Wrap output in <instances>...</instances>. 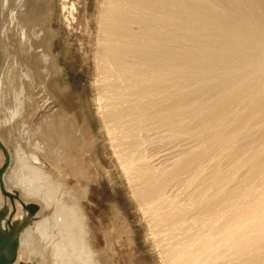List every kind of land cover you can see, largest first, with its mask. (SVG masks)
Here are the masks:
<instances>
[{"label":"rangeland","instance_id":"rangeland-1","mask_svg":"<svg viewBox=\"0 0 264 264\" xmlns=\"http://www.w3.org/2000/svg\"><path fill=\"white\" fill-rule=\"evenodd\" d=\"M205 1L184 0L183 2L182 0L181 3L182 8L181 6L180 8L177 9L170 8V11L166 9L164 16L160 13L158 9H156L159 11V13H156L155 16L156 18L159 17L163 18L168 16L172 18L170 19L168 17L169 22L167 23L166 22L161 23L155 17L153 18V20L155 19L153 23V21L151 22V20H147L146 18L142 17L145 16L142 8H141L142 12L139 9L138 10L136 9V11H134L135 8H133V12H132L133 16L138 13L142 18H144L143 20L146 21V22L144 21L145 22L144 23L141 20L142 18H140L139 16V20L143 22L144 27L141 26L142 25L141 21L137 22L138 19L136 18V16L138 17V14L134 17L130 15L129 22L131 23L128 22L129 23L128 31L124 33L121 32L120 30L121 32L120 35H123V33L128 34L129 38L132 35L131 39L133 40L135 39V37H137L136 41L138 40L139 41L135 45L140 47L139 49L140 51L134 48L135 50H131V52L126 53V57L125 54L123 55L124 58L121 56L120 57L121 60L119 61L124 60V62L126 63L128 62L126 67L128 66L129 67L128 69L126 68L124 69L126 71L123 70L119 71L120 69L118 66L117 69L115 68V66L114 67L111 66L113 64H109V63L104 64L105 61L101 62L104 60L103 56L104 58L106 57L105 59L108 58L104 53L102 47V43H103L102 41H103V36L105 34L104 29L106 28L105 27L106 25L104 26V24H106V21L110 19L111 15L113 16V11H114V9L107 6V2L110 3L109 0H28L29 6L32 5L34 11L37 12V14L40 13L39 18H41V20L40 19L39 20L42 23L44 22L43 23L44 31L49 36V37L47 36L48 59L49 61L51 60V62L54 63L52 64V66L51 64L49 65L51 69H49L50 71L48 70L50 74L46 79V83H45L46 88L44 89H46V92L44 91L45 92L44 95H39V102L32 100L34 99L33 93L27 94L26 93L27 91L26 92L23 91L22 89L23 84L20 77H18L17 79L16 75H11L12 67L9 66L10 63L6 65L9 61L4 64V61L7 60V55L4 56L0 49V68H2L1 69L2 77L3 79L5 78L4 81L7 82L6 83L7 87L3 91V95L7 94L9 96L10 94L11 96L9 100L7 99L5 100L4 98L2 99L3 103L2 101L0 102V123L5 124V122H7L5 120L15 119L14 122L10 123V126H13L12 127L13 135L15 136V139L17 138V140H19L18 142L20 143L22 149L27 155L25 161L31 160L30 157L31 154L37 155L40 158L42 166L50 173L51 180H53L52 183L57 184L50 186L48 185V187H55V186L66 187L67 189L70 188L74 189L77 192L76 198L81 204V207L84 211V215L86 217L88 230H89V241L91 244V248L94 250V258L96 257L95 263L97 262L96 264H164L166 263L164 259V255L162 254L164 252L163 247L168 241H166L165 239L166 242H164L162 236H158V235L157 236L155 235L156 237L154 236L152 231V229L154 230V227L151 228L152 225L154 226V221L152 220L153 218L149 214H145L144 207L138 204L137 202L138 200L136 199L137 197H135L137 195L136 191L138 189L136 182L138 181V179L137 180L135 179L136 177L139 178L137 175L138 172L141 173L144 172L143 170L145 171L148 170L149 173L151 171V170L149 171V168H151L152 171L151 173H149V175L156 173H157L156 175H158L160 173L159 174L160 179L157 180L156 183L154 182L155 184L153 183V185L151 186L152 188L155 189V192H157L156 194L157 197H159L156 199L153 198V200L155 199L157 202V203L155 202L153 206L155 205L157 207L160 201L161 202L164 201L163 200L164 198L172 205L175 204L173 205L175 207V211L176 209L181 210L182 208H184L182 209L184 211L186 210L184 212V215L186 213L184 218L187 217L184 227L190 225L197 226V223L196 224L195 223L192 224V223L197 221L199 218H208L209 221L210 219H212V214L210 213L212 211V206H214L213 196L219 189L220 190L224 189L223 191L219 190L220 192H222L219 195L220 197L219 199H221V197H225L223 199L226 200L227 198L228 203L227 204L224 203L226 201H224L223 203L226 204V206L228 205L231 206V207L229 206V208L226 207L225 211L221 209V211H224L221 212L222 214L224 213V217L222 218V220L226 219L227 221L229 216H230L229 219H231L232 214L231 213L228 214V213L232 212L231 210V208H233L232 206H234V208H237L238 207L237 202L240 203V200H243V198L241 199V197H245L246 192L247 193L250 192L249 187L250 186L254 187V185L251 182L250 183L252 185H249L250 183L247 185V183L249 182L248 181L249 174L253 169L252 168L253 166L251 165L252 164L254 165L255 163L254 159L251 156H253V153L254 154L256 153L254 150L257 151L258 149H260L264 143L263 123L259 121L249 122V123H247L248 121L246 122L243 121L244 119L247 120L245 117V112H244L245 110L241 111L242 105L239 103L238 106L240 105V107L239 108L237 106L235 107V105H237L236 104L237 102L235 103L232 101L234 100V98L238 96V95L236 96L235 94L238 92H234L233 85H231L233 83H231L230 81H226L227 82L226 85V82H217L216 80H214L215 81L214 82L212 79L211 83L214 82L213 83L214 85L208 82L207 80L206 82L208 84H206V86H204L203 88H199L198 73L200 71L198 68L191 69L189 67V64L187 63L188 52L194 51L193 54L198 53L202 43L198 38H192L187 34V29L189 25L195 26L194 28H196L195 30L197 31H200L202 29V31L209 30V32H211L213 31L212 29L216 28L215 26L217 25L216 18L217 16H220L217 15L219 14L218 12L221 13V11H225L224 7H227L223 0H221V2L223 1L222 3H224V6L220 2V0L217 1L205 0ZM196 2L199 3V5L196 4ZM200 2L202 3V5ZM8 3H11V5L15 4L13 0H9ZM8 3H7V7L6 5L2 6L0 4V12L1 10H3V8H5V10L6 8L10 9ZM206 4L208 5L207 7ZM183 7L185 9H183ZM201 7H205L207 11L212 10V12L209 13H211L213 17L211 15H209L210 17L208 16L205 17L204 14H201L202 13ZM139 11L141 13H139ZM167 11H169L170 14H168ZM178 11L179 12L182 11L181 13L183 14L179 13ZM185 12L189 14L191 17L185 15L186 14ZM228 12H230V10ZM104 13L107 15V17ZM152 13L154 14V12ZM174 13L175 15L173 16ZM197 14L199 15L201 14V15L198 16ZM207 17L208 20L210 19L211 21L206 20L207 22L205 21L206 23H204V19L205 18L207 19ZM2 18L3 17L0 15V27H2L3 25ZM179 21H181L182 23ZM11 23H12V19H11ZM156 23H158V25ZM186 24L188 25L186 26ZM212 24L215 27H212ZM113 25L115 27H118L117 24L116 25L113 24ZM199 25H201V27ZM151 26L155 28H151ZM182 26H184L185 28H183ZM7 27L9 29L11 25ZM142 27L145 32L140 31L142 30ZM146 27L147 28L150 27V29H152L151 30L152 33L150 31L148 32V30L150 29L148 28L147 30ZM8 29L4 28V32L5 31L8 32ZM146 32H148L149 34L148 33L145 34ZM122 37L125 38L127 36L123 35L121 36V38ZM146 37H148V39H146ZM156 50L159 51L161 50L162 52L164 50V52H166L170 56L171 53L174 54L175 51L176 53L177 52L181 53L180 56L178 55V56H174V58L172 57L171 60L172 66L170 68L171 73L166 79L164 78V80H162L163 82L162 81L160 82V84L164 87L159 86L160 85L159 83H158L159 85L158 84L156 85L155 79L154 82L148 81L150 80V78H153L152 75H154V71L153 69H149L150 71H148L149 67L147 65H145L147 69L144 70V66L141 64L142 63L141 60L143 59H144L143 61H145L146 58L152 60L153 58L157 57V55L155 54ZM101 56L102 58H100ZM124 62L123 64H125ZM136 62H138L137 63L138 66L141 65L142 66L138 67L137 65H135ZM104 65L105 67L106 65L107 67L111 66L112 68L111 67L110 68L111 70L113 69L114 73L112 74L111 72L113 71L107 70L110 68L106 67L104 69L103 68ZM4 67L11 68V70L5 69ZM100 67L101 70H99ZM132 67H133L132 70L134 72L131 70ZM140 68H142L143 70L142 72H144L143 74L146 75L149 74V76L145 75L146 78H141V82L139 77L141 75L139 74L142 72ZM115 69L118 70L119 73ZM105 71L109 73V75L105 73ZM122 72H126L127 76L126 74L124 75V73ZM5 73H6V77H5ZM195 73H197L198 75L197 74L195 75ZM104 74H106L105 77H107L106 79L108 80L105 79ZM111 74L112 75L115 74V75L112 76ZM195 76L197 78H195ZM118 77L119 78L123 77V79L128 78L130 80L129 83L134 82L133 83L134 86L130 85L126 79L125 81L128 84L123 80L124 82L118 84L120 86L119 87L117 85V79L119 80ZM147 77L150 78L146 80ZM191 77H193V79H191ZM109 78L112 80H110ZM8 79L9 81H7ZM137 79H139V82L143 86L138 84L139 82L137 81ZM142 79H144V81ZM32 80L31 81L29 80L30 83L28 84H32ZM145 80L147 83L145 82ZM151 80L153 81V79ZM29 81L27 80L26 82ZM110 81L111 83L113 81V85L115 84L114 87L117 85L118 88L117 87L110 88L112 85ZM120 81H122V79H120ZM120 81H118V83ZM135 81L138 83H136ZM142 81L145 82V84H143ZM100 83L102 86L100 85ZM148 83H150V86L148 85ZM219 83H221L222 86ZM10 84H12V86H14L15 88H12ZM25 84L27 85V83ZM108 84H110L109 85L110 87L108 86ZM122 84L123 86H125V89H123L124 87L122 86ZM217 84L221 87H219ZM129 85L131 86V89ZM138 85L141 86L142 90ZM207 85H210L211 87L209 86L207 87ZM144 86L147 88V90H149V88L151 89V86L152 89L155 87L156 90L153 89L154 90L153 91L151 89L153 92L151 91L147 92L145 88L144 90L146 91L143 90ZM156 86L162 88L158 89L159 90L158 91L157 90L158 87L156 88ZM20 88L22 91L20 90ZM102 88H104L103 91ZM116 88L117 90L122 88L123 91L127 93L124 94L121 89L122 93L118 92L120 91L118 90L117 94H115L116 95L115 97H117L118 95L121 97L122 94L124 95V96L122 95L123 97L122 100L120 99L121 102L119 101L121 104L117 103L118 101H116L119 100L120 97L118 96L119 98L117 97L118 99L116 98L115 100V97L113 95L114 93H116L114 92V89L116 90ZM138 88L140 92L142 91V93L145 94V97L144 95L141 96V98L143 99H140L139 97L141 93L138 92L139 91ZM221 88L223 89L221 90ZM126 89H130V90H127L126 92ZM230 89H232V92ZM132 91L133 93H130ZM107 92L109 94H107ZM134 92H138L137 94L139 93L140 94L137 95L136 97V93L134 94ZM224 92H226V94ZM101 94H104L103 95L104 97ZM147 94L151 97L147 98L146 97L148 96ZM224 94L227 98L226 97L222 98ZM13 95L15 96V98H12ZM105 95L107 96L105 97ZM231 95L233 96V98L231 97ZM125 96L127 97L125 98ZM17 97L19 98L18 101H17L18 99ZM111 97H114V99L110 101L112 104L108 102L111 99ZM219 97L220 100L226 99L224 102L227 101V105H222V106L216 105L219 103L217 101L219 100L218 99ZM230 97L232 100L230 99ZM105 98L109 100L107 101L105 100ZM132 98L135 99L138 98L139 100L138 99L137 100L140 102H138L135 99H134L135 102L134 101L132 102L133 100ZM152 98L154 100H151ZM123 99L125 100L127 99V101L125 100L123 101ZM145 99L148 100L146 101ZM113 100L116 101V102L114 101L115 105L112 102ZM211 100L214 102L211 103L212 102ZM136 101L139 103L138 104L139 106L141 104V101L145 104V106L142 103L141 107H139L136 104L137 103ZM228 101H232L233 103L230 102V104L233 105L232 106L228 105L229 103ZM19 102H21V104ZM209 102L210 105L213 106H210ZM116 103L118 105H116ZM12 104L14 107L11 106ZM119 104L122 105V107H120ZM132 104L138 107H135L136 109L133 107L134 108L133 110V108L131 109V107L133 106ZM146 104L148 105L151 104L153 106L150 105V107L148 108L147 107L148 105ZM112 105H114L113 107L115 109L120 108L119 111L125 108L124 110H122L123 112L125 111L124 113L125 115H127L128 113L131 114L133 111L134 113L131 115L129 114L130 116L129 115L124 116V114H122L123 117H127V118H119L122 117V115H120L118 118L116 117L115 119H118L119 122L120 121L121 122L119 123V125L115 124L116 122H118V120H116L115 122V119L111 117L112 115L111 114H110L111 116L109 115L110 111L113 110V107L109 109L110 106ZM128 105L129 106L131 105L129 108V110L131 109L130 111L128 110V108L126 110V107H128ZM142 106L144 108H142ZM225 106L227 107V109ZM145 107H147V109ZM221 107L224 109H222ZM105 108L107 112L109 110L110 111L108 113L107 112L105 113ZM138 109L139 112H143V113L139 114ZM221 109L224 111L220 112ZM126 111L129 112H127L126 114ZM169 111L172 112V115L169 114L170 113ZM56 112L62 113V115H65L67 117L66 119H62L61 117H56L53 120L54 123L56 122L61 124L63 122V124L61 125H65V124L70 125L72 122L73 127L72 125H70L69 129L71 131L74 130V133L76 134V137L78 136L77 138L79 139L80 142L79 143L80 145H78L77 147L78 150L77 153L75 152V154H73L68 160L69 165L60 159H56V161L54 162L50 160L46 155V153H48L49 147L47 146L45 140L39 135L33 134V131L36 130L39 124H42L43 126L47 125L49 123L48 121L50 116H52L53 114L56 115ZM100 112L102 114H99ZM104 113L107 114L110 118H108L107 115H105ZM167 113L169 116L167 115ZM165 114L166 116L171 118V119L168 118L169 121L171 120V122L168 121L169 122L168 123L166 120H164L167 119L164 118ZM159 116L160 117L163 116V117L160 118ZM129 117L132 118L133 121L132 120L130 121ZM164 121L166 122L163 123ZM125 122L126 124L127 122L128 123L134 122V123H129L126 126ZM112 124L113 126H109ZM114 126H116L118 130L116 127L114 128ZM121 126L124 128H120ZM130 128L133 129V131ZM134 128L136 129V131ZM130 130L132 132H130ZM121 131L123 134L124 133L127 134L120 135ZM114 132L115 133L117 132L118 136L117 133L115 134ZM134 134L137 136L135 137ZM124 137H126L128 140L125 139ZM122 138L125 139L126 141L123 140ZM119 139L120 140L122 139L124 142L122 140L120 141ZM35 141L38 142L35 144ZM115 143L118 145H115ZM34 144L41 145L43 148H45V151L42 152V150L33 149L32 146ZM118 146H120L121 148L120 147L118 148ZM128 147L130 150H128ZM132 147L134 148L136 147V148L134 149ZM131 148L133 151L134 150L136 151H134L133 153ZM117 149L118 150L121 149L122 152L121 150L118 151ZM124 149L127 150L128 152L125 151ZM81 151H83V153ZM114 152H116L117 155ZM119 154L121 155V157L118 158V156H120ZM13 156L14 154H13L12 146L9 143L4 142L0 135V194L4 199V203L0 205V245L1 246L7 245L5 246V248L7 247L9 252L8 256L4 254V257L0 258V264H34L35 261H33L32 259L21 258L20 251H18L17 246H15L14 241H12L14 232L17 230L16 225H19V227H24L25 225L26 218H24L25 219L24 220L23 218L20 217V213L22 212L29 213L30 222H32L31 224H33V222L40 220L45 216L51 215L52 209L50 207L47 210L43 211L42 205L40 203H38L39 204L38 205L36 204L37 202L35 201L23 199L21 192L18 189L17 190L16 188L10 189L8 187L6 183V176L14 165ZM127 157L133 158V159H129L130 162L132 160L131 163L129 162ZM122 162L125 163L123 164ZM126 163L131 165L133 163V165L131 168H129L130 165L128 166V164ZM125 165H127L128 169H126L127 167ZM241 165L244 166L242 167ZM146 167L149 168L147 169ZM138 182H140V179ZM138 185L139 187H142L140 186V184ZM36 187H46V185L37 184ZM155 187L158 188L156 189ZM235 189L237 190L240 189L241 190L240 193L236 194L237 190ZM203 192L205 193L204 197L207 196L206 199L202 198ZM242 192L245 194H243ZM234 194L236 196L239 195L240 198L237 197L238 198L237 199ZM232 195H234L233 198ZM160 196L163 197L162 198L163 201L161 200ZM234 198L235 201H233ZM157 199L159 201H157ZM230 200L233 201V202L231 201L233 203V204L231 203L232 205L229 203ZM170 207L171 206L168 207V210H171ZM222 214L221 216H223ZM218 228L219 226H217L214 223L210 227V231L215 232L218 230ZM150 230L152 231V233ZM192 230L193 228L191 229V231ZM191 233L192 232H190V234ZM18 234L19 233H17L16 236H19ZM34 236L36 235L34 234ZM157 237L158 238L162 237L161 239H163V243ZM40 246L44 247L45 250L42 257L41 255H36L37 256L35 257V260L37 259L36 262L39 263L41 261L39 264H42L43 261H44L43 264L61 263L60 261L61 258H59L60 260L57 258L54 259V257L51 255V244L45 243L44 245L41 244ZM159 246L162 247L161 248L162 250H159L160 249ZM45 251L48 253H45ZM44 255H46V257ZM40 258L42 260H40ZM224 259H225L224 256H221V258L218 259V261L214 264L240 263V262H236L235 260L226 261ZM63 262L62 264L65 263Z\"/></svg>","mask_w":264,"mask_h":264},{"label":"bare ground","instance_id":"bare-ground-1","mask_svg":"<svg viewBox=\"0 0 264 264\" xmlns=\"http://www.w3.org/2000/svg\"><path fill=\"white\" fill-rule=\"evenodd\" d=\"M13 1L15 2V4L11 5V3H8L9 0H0V4L2 6L6 5V7H7V3H8L9 7H10V9L6 8V10H5V8H3V10H1V12H0V15L3 17L2 18L3 25H2V27H0V49H1L2 54L4 56L7 55V60L4 61V64L9 61L6 65H8L10 63L9 66L12 67V70H11V68H6V67H4V68L8 69V70L10 69L11 75H16L17 79H18V77H20L22 84H23V88H22L23 91H25V92L27 91L26 92L27 94L33 93L34 99H32V100L39 102V95H44V93L46 92V89H44V88H46L45 87L46 86V84H45L46 79L48 78V76L50 74V72H48V70L51 69L49 67V65L51 64V66H52V64H54L51 62V60L49 61V59H48L47 38L49 36L44 31V28H43L44 22L42 23L40 21L41 20V18H39L40 13L37 14V12L34 11L32 5L29 6L28 0H19V1L13 0ZM109 1H110V3L107 2V6L114 9L113 16L110 14L111 15V17H110V15H109L110 19L106 21V24H104V26L106 25L105 26L106 28L104 27L106 29V30L104 29L105 34H104V36L102 35L103 36L102 47H103L105 55L108 58L105 59L106 57L104 58V56H103L104 60L103 61L100 60V61L101 62L105 61L104 64H107V63L113 64L111 66L112 67L115 66V68H117V69L119 67V69H120L119 71H121V70L126 71L124 69L125 68L128 69V67H129V66L126 67L128 62L126 63V62H124V60L119 61V60H121V58H120L121 56L123 57V55L125 54V57H126V53L131 52V50L136 49V50L140 51L139 50L140 47L135 45L139 41L138 39H137L138 41H136L137 37L134 36L135 37L134 40L136 41L135 42L133 39H131L132 35L129 38L128 34H124L125 32L128 31V28H129L128 25H129V23H131V22H129V17H130V15L133 16V14H132L133 8H135L134 11H136V9L141 10V8H142L143 13L145 15L142 17L146 18L147 20H151V22L153 21V23H154L155 19L153 20V18L156 16V13H159V11H160V13L164 16L166 9H168L170 11V8H173V9L174 8L175 9L180 8L181 3H182V0H109ZM203 1H205V0H203ZM223 1L227 7H224L225 11H221V13L218 12L219 14L216 13L217 15H220V16H217V18H216L217 21L215 20L217 22L216 23L217 25H215L216 28H214L215 31H214V29H212L213 31L210 30L211 32H209V30L205 31L204 28H203L204 31H202V29L200 31H197V30H195L196 28H194L195 26L189 25V27L187 29V34L189 36H191L192 38H198L202 43H201L200 50L198 51V53L193 54L194 51L188 52V59L187 58H185V59H187V63L189 64V67L191 69L198 68L200 71L198 73L199 74V76H198L199 81L196 80V81H198L199 88H203L204 86H206V84H208L206 82L207 80L210 83H211L212 79H213V81L216 80L217 82L230 81L231 83H233L231 85H233L234 92H238V93H235L236 96L237 95L238 96L237 97L235 96L236 98H234V100L231 99V97L233 98L232 95H231L230 99L235 103L237 102L236 103L237 105L234 104L235 107L237 106L239 108L240 107V105L238 106V103H239L242 105V110L241 109L240 110L241 111L245 110L244 112H245V117L247 120L244 119L243 121H245V122L248 121L247 123L259 121V122H262L264 125V0H223ZM183 2H184V0H183ZM197 2H196V4L199 5V3H197ZM220 2H221V0H220ZM224 3H222L223 6H224ZM183 5H184V3H183ZM201 5H202V3H201ZM207 6L208 5L206 4V7ZM188 7H190V6H188ZM181 8H182V6H181ZM191 8H193V7H191ZM201 8H202L201 14H204L205 17L206 16L210 17L209 15H211V13H209V12H212V10L207 11V9H205V7H201ZM156 9H158L159 11ZM183 9H185V8L183 7ZM220 9H218V10H220ZM142 10H141V12H142ZM229 10H230L231 14H230V12H228ZM169 11H167L168 14H170ZM141 12L139 11V13H141ZM152 12H154V14ZM181 12H179V13H181ZM187 12H189V11H187ZM200 12H201V10H200ZM181 14H183V13H181ZM235 14H236V16H235ZM136 15H134V16H136ZM174 15H175V13L173 14V16ZM185 15L190 16L187 13ZM197 15L200 16L199 14H197ZM139 16H140L139 14H138V17L136 16V18L138 19L137 22H140L141 20L144 22L145 21V20H143L144 18H142L140 16V18H142V19L139 20ZM166 16H168V15H166ZM106 17H107V15H106ZM168 17H163V18L162 17H159V18L155 17V18L158 19V21H160L161 23L162 22L167 23V22H169V18L172 19L171 17H169V18ZM208 17H207V19L206 18L204 19V23H206L207 21L210 20V19L208 20ZM11 19H12V23H11ZM161 19H162V21H161ZM131 20H132V18H131ZM142 21H141V23H142L141 26H143ZM175 21H176V18H175ZM179 22H181V21H179ZM202 22H203V20H202ZM109 24H110V26H109ZM113 24H115V25L117 24L118 27H115ZM156 24L158 25V23H156ZM9 25H11V27L8 29L7 26H9ZM157 25H156V27H157ZM187 25L188 24H186V26ZM119 26H121V27H119ZM123 26H124V28H123ZM145 26H147V25H145ZM199 26L201 27V25H199ZM209 26H208V28H209ZM215 26H213V24H212V27H215ZM143 27H142V30H140V31H144ZM182 27L185 28L184 26H182ZM4 28H7L8 32L7 31L4 32ZM148 28L150 29V27H148ZM148 28H147V30H148ZM151 28H155V27L151 26ZM206 29H207V27H206ZM120 30H121V32H124L123 35L124 36L126 35L128 38L127 37L121 38V36H123V35H120V33H121ZM151 30L152 29L148 30V32L150 31L152 33ZM148 32H146L145 34H147ZM184 33H185V31H184ZM134 37H132V38H134ZM174 38H175V36H174ZM146 39H148V37H146ZM174 40H176V39H174ZM192 47H194V46H192ZM189 50H190V48H189ZM155 54L157 55V57H155L156 56L155 55L154 56L155 58H153L152 60L151 59L149 60L146 58V60L143 61L144 60L143 59V60H141L142 61L141 64L144 66V70L147 69V67H145V65H147L149 67L148 71H150L149 69H153V71H154V75H152L153 78H150L151 77L150 76L149 77L150 80H148L149 79L148 77L146 80H148L150 82H154V79H155V81H156L155 83L157 85L158 83L160 84V82L162 80H164V78L166 79L170 75V73H171L170 68L172 66L171 65L172 57L174 58V56H178V55L180 56L181 53L180 52L176 53V51H175V53L174 54L171 53V56H170L169 54L164 52V50H163V52L161 50L160 51L156 50ZM100 58H102V56ZM98 59H99V57H98ZM123 62L125 64H123ZM137 63L138 62H136L135 65L138 66ZM141 66H138V67H141ZM101 67L99 70H101ZM106 67H107V65H106ZM106 67L104 65L103 68L105 69ZM110 67H107V68H110ZM4 68H3V71H4ZM111 68L107 69V70H111ZM1 69L2 68H0V102L4 98H5V100L6 99L9 100L11 98L10 94H9V96L7 94L3 95V91L7 87L6 86L7 82L4 81L5 78L3 79V77H2ZM132 69H133V67L131 68V70ZM140 69L142 72L143 71L142 68H140ZM106 71H105V73L108 72V71L107 72ZM111 71H113V69ZM116 71L118 72V70H116ZM6 73H7V71H6ZM6 73H5V77H6ZM111 73L113 74L114 71ZM122 73H124V75L126 74V76H127L128 71H127V73L126 72H122ZM143 73L144 72L139 74L141 76L144 75L143 77L139 76L140 82H141V78H146L147 75L149 76V74L146 75ZM145 73H146V71H145ZM107 74L109 75V73H107ZM196 74L197 73H195V75ZM41 75H42V78H41ZM105 75L106 74H104V77H105ZM114 75H112V76H114ZM7 76H9V75H7ZM101 77H103V76H101ZM116 77H117V74H116ZM128 77H131V76H128ZM106 78L107 77H105V79ZM195 78H197V77L195 76ZM99 79H100V76H99ZM120 79H122V81H120ZM126 79H127V82L129 83L130 80L128 78H126ZM126 79H123V77H120L119 80L117 79V85L121 84V82H124ZM151 79H153V81ZM191 79H193V77H191ZM27 80L28 81L32 80V84H28V83H30V81L26 82ZM106 80H108V79H106ZM110 80H112V79H110ZM142 80L144 81V79H142ZM146 80H145V82H146ZM7 81H9V79ZM118 81H120V82L118 83ZM137 81L139 82V79H137ZM143 81H142V83L145 84V82H143ZM196 81H194V82H196ZM138 82H136V83H138ZM140 82L138 84L142 85ZM214 82H212L211 84H213ZM25 83H27L28 86ZM101 83H100V85H101ZM110 83H111V81H110ZM133 83H129V84L134 86ZM104 84H106V83H104ZM111 84H112L111 87L109 86L110 84H108V86L110 88H112V87L118 88V86H119V85L118 86L116 85L114 87L115 84L113 85V81ZM123 84H125V83H123ZM123 84H122V86H123ZM219 84L221 85V83H219ZM10 85L12 88H15L14 86H12V84H10ZM140 85H138V86H140ZM148 85L150 86V83H148ZM226 85H227V82H226ZM145 86H147V85H145ZM145 86L143 87V90H144V88L147 90V88ZM149 86H147V87H149ZM159 86H162V85L160 84ZM208 86L211 87L210 85H207V87ZM221 86H219V87H221ZM18 87H20V86H18ZM103 87H104V85H103ZM123 87H124L123 89H125V86H123ZM157 87L158 86H156V88ZM162 87H164V86H162ZM162 87H158L157 90L162 88ZM117 88H116V90L114 89V92H116L113 94L114 97L116 96L115 94H117L118 90H120V91H118L120 93H122V91H123L122 88H121L122 91H121V89L117 90ZM223 88H224V86H223ZM223 88H221V90ZM225 88H226V86H225ZM103 89L104 88H102V91H103ZM130 89H131V86H130ZM130 89H126V92H127V90H130ZM140 89H141V86H140ZM151 89H152V86H151ZM151 89L149 88V90H147V92L148 91L153 92L154 90H156L155 87L153 88L154 90L152 89L153 91ZM194 89H195V86H194ZM20 90H21V88H20ZM138 90H139V88H138ZM146 90H144V91H146ZM230 90L232 92V89H230ZM108 92H107V94H109ZM138 92H140V90ZM138 92H134V94L136 93V97H137V95H139L141 93V95L139 97H140V99H143V98H141V96L144 95V97H145V94L142 93V91L139 94H137ZM123 93L127 94L124 91H123ZM130 93H133V91ZM221 93H222V91H221ZM224 93L226 94V92H224ZM228 93H230V92H228ZM18 94H20V93H18ZM218 94H220V93H218ZM225 94L223 96L221 95L222 98L226 97ZM101 95L103 96L104 94H101ZM122 95H121V97L118 95L120 98L117 96L119 98V100H116L117 97H115V100L118 101L117 103L121 102V100L123 98ZM106 96L107 95H105V97ZM216 96H218V95H216ZM114 97H111L110 100L108 99L109 101L106 98H105V100L110 102L112 99H114ZM126 97L127 96H125V98ZM146 97L148 98L151 96L148 95ZM154 97H155V95H154ZM12 98H15V96L13 95ZM153 98L151 100H154ZM132 99H131L132 102L133 101L135 102V100H137L135 98H132ZM193 99H195V98H193ZM218 99L219 100H217V99L216 100L219 103L217 102L218 104H216V102H215L216 105H221V106L227 105V101L224 102L226 99L220 100V97ZM18 100H19V98L17 99V101ZM27 100H29V99H27ZM115 100H113L112 102L114 103ZM124 100L125 99H123V101ZM145 100L147 101L148 99H145ZM125 101H127V99ZM146 101H145V103H146ZM232 101H228L229 102L228 105H231L230 102H232ZM138 102H140V101H138ZM138 102L136 103L137 105L139 104ZM213 102L214 101H212L211 103H213ZM2 103H3V101H2ZM19 103L21 104V102H19ZM117 103H116V105H118ZM142 103L143 102L141 101L140 106L139 105L138 106L141 107ZM7 104H9V103H7ZM126 104H127V102H126ZM148 104H146V105H148ZM205 104H207V103H205ZM114 105H115V103H114ZM114 105L110 106L109 109H111V107H113ZM150 105H148L147 107L149 108ZM209 105H210V102H209ZM11 106H13V104ZM34 106H35V104H34ZM130 106L128 105V107H126V110H127V108L129 110ZM138 106L133 105L131 107V109L133 107L135 108ZM144 106H145V104H144ZM151 106H153V105H151ZM210 106H213V105H210ZM231 106H229V107H231ZM107 107H109V106H107ZM115 107H117V106H115ZM120 107H122V105H120ZM147 107H145V108L147 109ZM123 108H124V106H123ZM134 108H133V110H134ZM142 108H144V107L142 106ZM114 109L115 108L113 107L112 111L109 110L110 111L109 115L111 114L112 116L111 115L110 116L113 117L114 119L116 117L118 118L120 115L125 113V111L124 112L122 111L125 108L120 110V111H119L120 108L115 109L116 111ZM222 109H224V108H222ZM222 109L220 112L224 111ZM226 109H227V107H226ZM102 110H103V108H102ZM129 111H126V114ZM106 112L107 111L105 108V113ZM138 112H139V109H138ZM133 113H134V111L131 114H133ZM142 113L143 112H139V114H142ZM99 114H102V113L100 112ZM104 114H103V116H104ZM129 114L130 113H128L127 115L124 114V116H128ZM169 114L172 115V112H170ZM16 115H17V112H16ZM105 115H107V114H105ZM167 115H168V113H167ZM168 116H166V114L164 116V118H167V119H164L167 122L169 121V119H171ZM56 117H61L62 119H66L67 116L62 115V113L56 112V115L53 114L52 116H50L49 121H48L49 123L47 125L43 126L42 124H39V126H37L36 130L33 131V134L39 135L40 137H42L45 140L47 146L49 147L48 153H46V155L50 160H52L54 162V161H56V159H60V160H63L66 164H68L69 163L68 160L70 159V157L73 154H75V152L77 153V151H78L77 147H78V145H80L79 144L80 142H79V139L77 138L78 136L76 137L74 130L71 131L69 129L70 125H72V122L68 121V122H71L70 125H68V124L61 125V124H63V122L61 124L56 123V122L54 123L53 120ZM107 117L110 118L108 115H107ZM162 117H160V118H162ZM8 118H10V117H8ZM12 118H14V117H12ZM119 118H127V117H123V115H122V117H119ZM116 120H118V119H115V122H116ZM129 120L131 121L132 118H130ZM5 121H7V122H5V124L0 123V135H1L4 142L9 143L12 146L13 154H14V156H13L14 165L10 169V172L6 176V183H7L8 187L10 189H12V188H16V190L18 189L21 192L23 199L35 201V202H37L36 204L40 203L42 205L43 211L47 210L50 207L52 209L51 215L45 216L42 219L33 222V224H31L32 222H30L29 213H24V212L20 213L21 218H23V219L26 218V220L24 219L25 225H24V227H19V225H16L17 230L16 231L14 230L15 232H14L12 241H14L15 246H17L18 251H20L21 258L22 259H32L33 261H35L34 264H39L41 261L39 263L36 262L37 259L35 260V257H37L36 255H41V257H42L44 250H45V248L41 247L40 245L41 244L44 245L45 243H48V244H51V255L54 257V259L61 258V260L59 259L61 261V263H59V264H62L63 261L65 262V263L63 262L64 264H96L97 262L95 263L96 257L94 258V250L91 248V244L89 241V230H88L86 217L84 215V211L81 207V204L79 203V201L76 198L77 192L74 189H71V188L67 189L66 187H56V186L55 187H48V185L49 186L55 185L56 183H52L53 180H51V175L42 166L40 158L37 155L31 154L30 155L31 160L25 161V158L27 157V155L25 154L20 143L18 142L19 140H17V138L15 139V136L13 135V129H12L13 126H10V123L14 122L15 119H13V120L10 119V120H5ZM55 121H57V120H55ZM166 121H164L163 123H165ZM120 122L118 120V122H116L115 124L119 125ZM169 122H171V120ZM129 123H134V122H129ZM129 123L127 122V124H126V122H125L126 126ZM139 124H137V125H139ZM255 125H258V124H255ZM109 126H113V124L109 125ZM116 126H114V128ZM72 127H73V125H72ZM107 127H108V125H107ZM137 127H135V128H137ZM3 128H5V129H3ZM120 128H124V127L121 126ZM109 130H110V128H109ZM117 130H118V128H117ZM131 130L133 131V129H131ZM131 130H130V132H132ZM114 131H115V129H114ZM122 131H121L120 135L125 134V133L123 134ZM135 131H136V129H135ZM118 133H117V136H118ZM111 134H113V133H111ZM134 136L136 137L137 135L134 134ZM124 138L127 139L126 137H124ZM125 139H123V140H125ZM37 142L38 141H35V144ZM132 142H134V141H132ZM116 143H118V142H116ZM116 143H115V145H118ZM35 144L32 146L33 149L42 150V152L45 151V148H43L41 145H35ZM119 147L120 146H118V148ZM132 148H134V147H132ZM132 148H131V150H132ZM120 150L121 149H119L118 151H120ZM128 150H130L129 147H128ZM125 151H127V150H125ZM134 151H136V150H134ZM134 151H133V153H134ZM254 151L256 153L255 154L253 153V156H251V157L254 159L255 163H254V165L253 164L251 165V166H253L252 167L253 169L249 174V177H248L249 182L247 183V185H248L251 182L254 185V187L250 186L249 187L250 192H248V193L246 192V194L242 192L246 196L241 197V199L243 198V200H240V203L237 202V199L240 198L239 195L236 196L234 194L236 198L238 197L236 199V202L238 203V207L234 208V206H232L234 208V209L231 208L232 212L228 211L229 212L228 214L231 213L232 216H231V219H229L230 216L229 217L227 216L229 219V220L227 219V221H226V219L222 220V218L224 217V213L222 214L221 212H224L226 210L225 208L226 207L229 208L230 205L226 206V204L228 203L227 198H226V200L223 199L225 197H221V199H219L220 198L219 195L222 193L220 191L224 190L222 187L221 188L223 190L219 189L220 191L218 190L217 192L215 191L216 193L214 192L215 193L213 196L214 197V200H213L214 206H212V211L210 213V214H212V219H210V221H209L208 218H199L197 221L192 223V224L197 223V226L190 225V226L184 227V225L186 223V218H187V217L184 218V216L186 215V213L184 215V212L186 210L185 211L182 210L184 208H182L181 210L176 209V211H175V207L173 206L175 204L172 205L170 202L166 201V199H164L162 196H160L161 200L163 198L164 201L163 200H162L163 202L160 201L159 205L157 207L155 205H154L155 207L153 206V204L156 202L155 199L159 198V197H157V195H156L157 192H155V189L152 188L151 186L153 185L154 182L156 183V181L160 179V177H159L160 173L158 175H156L157 173L149 175V173H151V171H152V169L149 167H146L147 169L149 168V171L151 170L149 173H148V170L147 171L143 170L144 168L142 169L144 172H141V173L138 172L137 175L139 178L136 177V179H135V180L138 179V181L140 179V182L136 181L138 189L136 191L137 195L135 197H137L136 198L138 200L137 202L139 205L144 207L145 214H149L153 218L152 220L154 221V226L152 225L151 228L154 227V230L152 229L154 236L155 235L156 236L157 235L162 236L164 239V242L168 241L163 247L164 252L162 255H164V259L166 261V263H164V264H214L218 261V259L221 258V256H224V258H225L224 260H226V261H234L235 260L236 262H240L238 264H264V143L260 149H258L257 151L256 150H254ZM81 152L83 153V151H81ZM121 152H122V150H121ZM114 153H116V152H114ZM116 155H117V153H116ZM125 156H127V155H125ZM119 157H121V155L118 156V158ZM128 157H129V155H128ZM128 157H127L128 160L133 159V158H128ZM129 162H130V160H129ZM131 162H132V160H131ZM126 164H128V163H126ZM132 165H133V163H132ZM132 165L128 164L129 168H131ZM244 165H241V166L243 167ZM125 166L127 167V165H125ZM126 169H128V167ZM236 172H238V171H236ZM132 179H134V178H132ZM251 183L249 185H252ZM37 184L38 185L39 184L40 185L45 184L46 187H36ZM138 184H140V186H142V187H139ZM133 185H134V182H133ZM149 188H150V190H149ZM155 188L157 189L158 187H155ZM235 190H237V189H235ZM238 190L236 191V194L240 193V191H241L240 189H238ZM147 192H149V193H147ZM204 194L205 193L203 192L202 198L206 199L207 196L204 197ZM234 195H232V198ZM153 198H155V199L153 200ZM157 201H159V200L157 199ZM224 201H226V202H224ZM228 201H229V199H228ZM231 201L232 200H230V202H229L230 204L233 201H235V198L233 199L232 202ZM223 202L226 204H224ZM3 203H4V199L0 194V205H2ZM169 206H171L170 207L171 210H168ZM221 209H223L224 211H221ZM43 211H42V213H43ZM221 214L223 216H221ZM233 214H234V216H233ZM225 217H226V215H225ZM146 218H148V217H146ZM214 223L217 226H219V228L217 231L211 232L210 227ZM192 228H193L194 232H193V230L191 231ZM28 229H29V231H28ZM152 231H151V233H152ZM190 232H192V233L190 234ZM17 233H19L18 234L19 236H16ZM34 234L36 236H34ZM164 236H166V237H164ZM161 238H158V239H160V241H162V243H163V239H161ZM165 239H166V241H165ZM5 246H7V245H5ZM5 246L0 245V258L4 257V254L7 256L9 254L8 248L7 247L5 248ZM161 248L162 247H160L159 250H162ZM45 253H48V252L45 251ZM44 256L46 257V255H44ZM50 258H51V256H50ZM40 260H42V259L40 258ZM43 262H42V264H43ZM55 262H57V261H55ZM54 264H56V263H54Z\"/></svg>","mask_w":264,"mask_h":264}]
</instances>
